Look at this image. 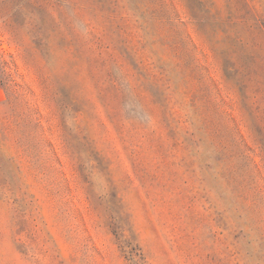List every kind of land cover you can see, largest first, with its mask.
<instances>
[{
	"label": "rangeland",
	"instance_id": "obj_1",
	"mask_svg": "<svg viewBox=\"0 0 264 264\" xmlns=\"http://www.w3.org/2000/svg\"><path fill=\"white\" fill-rule=\"evenodd\" d=\"M0 264H264V0H0Z\"/></svg>",
	"mask_w": 264,
	"mask_h": 264
},
{
	"label": "crops",
	"instance_id": "obj_2",
	"mask_svg": "<svg viewBox=\"0 0 264 264\" xmlns=\"http://www.w3.org/2000/svg\"><path fill=\"white\" fill-rule=\"evenodd\" d=\"M6 100V90L0 81V106Z\"/></svg>",
	"mask_w": 264,
	"mask_h": 264
}]
</instances>
